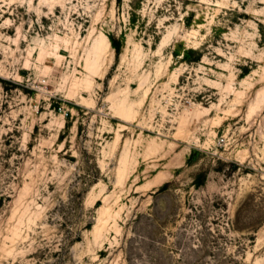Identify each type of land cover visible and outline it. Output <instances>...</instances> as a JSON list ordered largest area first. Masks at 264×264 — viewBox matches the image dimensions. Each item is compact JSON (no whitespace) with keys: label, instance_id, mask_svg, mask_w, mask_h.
Segmentation results:
<instances>
[{"label":"rangeland","instance_id":"374dc122","mask_svg":"<svg viewBox=\"0 0 264 264\" xmlns=\"http://www.w3.org/2000/svg\"><path fill=\"white\" fill-rule=\"evenodd\" d=\"M0 264H264V0H0Z\"/></svg>","mask_w":264,"mask_h":264},{"label":"trees","instance_id":"16d2710c","mask_svg":"<svg viewBox=\"0 0 264 264\" xmlns=\"http://www.w3.org/2000/svg\"><path fill=\"white\" fill-rule=\"evenodd\" d=\"M111 41H112V44L113 46L116 48V50L119 52L120 51V47H121V44L119 41H117L115 39V37L111 36ZM204 173L203 172H200L197 174L196 178H195V183L196 184H200L203 180H204ZM168 185V182H166L161 188H164Z\"/></svg>","mask_w":264,"mask_h":264}]
</instances>
